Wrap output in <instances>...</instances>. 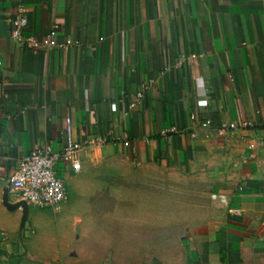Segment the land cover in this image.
<instances>
[{
  "label": "crops",
  "instance_id": "obj_1",
  "mask_svg": "<svg viewBox=\"0 0 264 264\" xmlns=\"http://www.w3.org/2000/svg\"><path fill=\"white\" fill-rule=\"evenodd\" d=\"M19 9L24 38L50 46L13 39ZM67 118L101 142L79 173L57 165L58 210L117 191L122 212L140 171L166 172L167 195L141 201L165 234L141 264H264V0H0V264H43L3 195L32 151H62Z\"/></svg>",
  "mask_w": 264,
  "mask_h": 264
},
{
  "label": "rangeland",
  "instance_id": "obj_2",
  "mask_svg": "<svg viewBox=\"0 0 264 264\" xmlns=\"http://www.w3.org/2000/svg\"><path fill=\"white\" fill-rule=\"evenodd\" d=\"M171 177L166 172L140 171L136 180H147L149 184H137L138 187L124 195L128 202L122 212V207L116 204L121 196L117 191L97 193L90 207L62 210L38 207L27 215L25 243L43 264H118L120 261L141 264L150 257L145 251L157 244L160 235H165L151 228V212L155 206L149 202L141 206V201L166 196V187L157 188V182ZM134 200L139 205H134ZM120 213L124 219H119ZM120 236L141 246L142 251L133 246L130 252L119 253Z\"/></svg>",
  "mask_w": 264,
  "mask_h": 264
},
{
  "label": "built area",
  "instance_id": "obj_3",
  "mask_svg": "<svg viewBox=\"0 0 264 264\" xmlns=\"http://www.w3.org/2000/svg\"><path fill=\"white\" fill-rule=\"evenodd\" d=\"M26 26L27 18L19 9V14L12 20L13 39L27 43L29 47L35 50H42L51 45L50 36L42 40L33 37L24 38L23 31ZM69 43L67 42V44ZM242 126L246 125L228 124L223 129L237 130ZM64 132L65 141L62 151L54 152L49 147L36 149L18 163L10 177L8 189L17 192L20 199L29 206L60 209L67 199V192L63 181L58 176L57 165L66 163L72 173H79L81 170L80 154L84 149L101 142L97 138L84 142L75 141L71 134V122L68 118L65 120ZM211 198L222 204L228 202L225 195L214 194Z\"/></svg>",
  "mask_w": 264,
  "mask_h": 264
},
{
  "label": "water",
  "instance_id": "obj_4",
  "mask_svg": "<svg viewBox=\"0 0 264 264\" xmlns=\"http://www.w3.org/2000/svg\"><path fill=\"white\" fill-rule=\"evenodd\" d=\"M3 204L10 211L16 210V209H21L22 210V221H21V224H22V226H24V224L26 222V219H27V215L29 214V211H30L29 205L25 201H22V200L18 201L16 203H11L9 201L8 188H6L4 190Z\"/></svg>",
  "mask_w": 264,
  "mask_h": 264
}]
</instances>
